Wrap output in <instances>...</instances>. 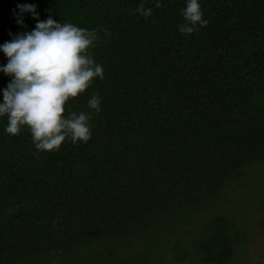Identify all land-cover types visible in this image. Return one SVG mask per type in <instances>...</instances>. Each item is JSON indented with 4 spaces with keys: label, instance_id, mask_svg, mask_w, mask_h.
Here are the masks:
<instances>
[{
    "label": "trees",
    "instance_id": "obj_1",
    "mask_svg": "<svg viewBox=\"0 0 264 264\" xmlns=\"http://www.w3.org/2000/svg\"><path fill=\"white\" fill-rule=\"evenodd\" d=\"M155 2L0 0V45L35 28L22 4L41 21L110 33L92 49L105 78L65 105L66 115L91 111L87 100L99 94L87 143L34 155L27 129L10 136L0 117V264L69 254L114 264L118 249L90 246L117 242L122 253L142 238L171 245L164 263L180 264L192 254L179 235L199 212L192 244L203 261L224 263L240 249L224 207L264 169V0H198L209 23L190 35L179 32L186 0ZM141 3L150 17L134 13ZM10 79L0 72V90Z\"/></svg>",
    "mask_w": 264,
    "mask_h": 264
},
{
    "label": "clouds",
    "instance_id": "obj_2",
    "mask_svg": "<svg viewBox=\"0 0 264 264\" xmlns=\"http://www.w3.org/2000/svg\"><path fill=\"white\" fill-rule=\"evenodd\" d=\"M17 7L21 13H31L38 22L32 31L18 33L0 45V52L7 58L0 72L11 77L6 88L0 90V117L7 118L4 132L16 136L26 128L36 149L34 155L58 151L66 140L87 143L92 135L91 112L101 111L99 94L93 92L87 100L91 111L68 109L66 115L65 105L85 93L96 78H105L103 65L94 59L92 49L100 39V31L110 35L108 29L61 24L51 16L41 21L35 5ZM155 7H163L160 0H156ZM152 12L143 3L134 10L145 18ZM180 14L184 21L179 25L181 34L198 32L209 23L203 18L198 0H186ZM17 23L22 25V18Z\"/></svg>",
    "mask_w": 264,
    "mask_h": 264
},
{
    "label": "rangeland",
    "instance_id": "obj_3",
    "mask_svg": "<svg viewBox=\"0 0 264 264\" xmlns=\"http://www.w3.org/2000/svg\"><path fill=\"white\" fill-rule=\"evenodd\" d=\"M259 177L261 184L258 186L261 189L254 188L257 182L253 183L254 177L250 178V183L246 184L243 188L238 189L239 192H235L230 197L232 204L224 207V215L228 218L229 224L227 225V231L230 234H235L234 242H239L240 249L235 250V255L232 260L227 262H221L218 264H264V192L261 194L262 187H264V169L255 171ZM247 180V179H246ZM247 183V181H246ZM261 197V203H258V199ZM215 209V208H214ZM216 211V210H213ZM201 214L196 213L195 216L189 218L185 223L186 231L191 230L186 234V231L179 236L180 240L185 245V249L192 255L187 258H182L180 264H207L209 262L203 261V251L200 247H196L192 244L194 239H200L202 223L200 224ZM205 238L201 239L205 242ZM90 246L94 250H103L106 246L111 247L113 250L118 249L117 253L113 254V257H118V261L114 264H169L164 263L166 249L169 244L164 246L158 241L151 238H142L138 246L127 250L125 247L122 250L117 242L105 243L104 241L95 242ZM245 244V245H244ZM244 245V246H243ZM243 246V247H242ZM117 247V248H116ZM128 252V253H127ZM126 253V254H125ZM103 256L106 254L103 252ZM111 256V257H112ZM167 256V255H166ZM110 257V256H109ZM199 259L198 261L192 260V258ZM40 264H101L100 260H96L93 263L88 262V258L77 255H55L51 258L44 259ZM171 264H178L174 261Z\"/></svg>",
    "mask_w": 264,
    "mask_h": 264
}]
</instances>
